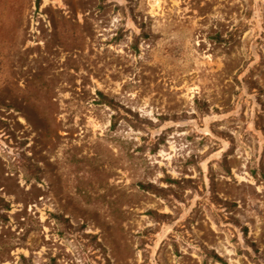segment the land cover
I'll list each match as a JSON object with an SVG mask.
<instances>
[{"label": "rangeland", "instance_id": "obj_1", "mask_svg": "<svg viewBox=\"0 0 264 264\" xmlns=\"http://www.w3.org/2000/svg\"><path fill=\"white\" fill-rule=\"evenodd\" d=\"M0 264H264V0H0Z\"/></svg>", "mask_w": 264, "mask_h": 264}]
</instances>
